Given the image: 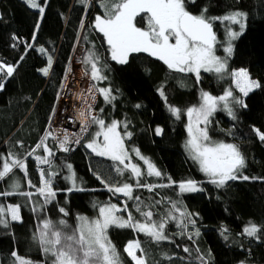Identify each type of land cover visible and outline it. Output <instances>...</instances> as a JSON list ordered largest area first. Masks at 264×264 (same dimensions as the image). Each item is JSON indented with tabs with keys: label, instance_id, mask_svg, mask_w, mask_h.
<instances>
[{
	"label": "trees",
	"instance_id": "16d2710c",
	"mask_svg": "<svg viewBox=\"0 0 264 264\" xmlns=\"http://www.w3.org/2000/svg\"><path fill=\"white\" fill-rule=\"evenodd\" d=\"M104 1L108 0H89L86 7L80 0H39L44 7L41 18L26 0H0V63L15 68L10 77L0 74V83L4 85L0 89V167L10 156L27 164L36 160L35 156L45 155L43 148L36 149L32 156L28 153L50 132L74 52L81 45L84 71L91 74V65L84 61L95 53L98 67L107 79L92 81L97 88H110L115 97L107 103L99 94L96 116L106 124L119 121L121 133H131L125 142L128 151L134 154V162L143 165L133 151L138 149L140 156L161 172L160 177L144 173L139 179L141 185L169 186L154 187L152 191L139 187L129 169L121 175L116 167L123 168L122 165L93 154L85 145L93 139L95 125L75 151H59L49 136L44 142L54 155L50 156L51 166L42 167L46 174L51 171L56 174L51 177L56 195L50 203H43L38 187L29 186L28 171L25 176L22 170L14 168L0 180V193L13 191L11 185L16 181L20 183L16 192L34 193L31 198L19 194L0 196V205L5 209L8 205H19L21 217L20 221H13L5 213L8 226L0 225V264H14V251L33 264H52L53 257L41 250L38 241L44 220L57 225L64 220L68 225L64 231L70 232L77 227L79 217L96 219L99 207L115 204L123 209L125 203L127 210L119 215L127 218L130 212L134 222H146L137 211L139 204L142 212L153 213V221L165 222L168 239L156 242L133 228L110 226L107 235L122 264H134L124 251L129 241L134 240L140 241L143 252L138 250L137 256H142L145 264H264V141L254 131L264 133V0H185L187 10L194 15H200L205 8L208 17H223L236 11L246 14L245 28L233 42L227 67L229 73L247 69L260 87L247 96L239 95L246 107L231 104L235 119L226 110H220L207 125L212 140L235 145L245 161L237 172L238 178L223 187L212 184L185 150L188 120L184 112L200 104L201 91L221 96L231 88L238 97L232 80L202 73L197 82L195 74L171 71L146 53L131 54L127 64L113 61L102 33L93 26L95 17L103 15ZM138 26L146 27L143 22ZM213 28L218 41L226 45L224 33L230 26L215 20ZM49 57L52 66L46 76L42 69L48 67ZM169 106L181 110L180 119L171 114ZM157 128L162 129L160 135L156 134ZM67 165L72 166L76 175L77 188L83 190L69 191L72 184L65 179L70 175ZM97 176L111 186L133 185L132 195L140 197V201L109 191ZM245 176L247 180L243 179ZM169 177L175 183H170ZM188 180L198 183L202 191L181 193L179 183ZM181 212L185 213L183 217ZM193 220L194 225L189 223ZM250 223L259 228L254 236L243 232Z\"/></svg>",
	"mask_w": 264,
	"mask_h": 264
},
{
	"label": "snow or ice",
	"instance_id": "6c2138e0",
	"mask_svg": "<svg viewBox=\"0 0 264 264\" xmlns=\"http://www.w3.org/2000/svg\"><path fill=\"white\" fill-rule=\"evenodd\" d=\"M86 7L89 0H80ZM195 2V0H193ZM26 3L32 9H37L40 17H43L44 7L40 5L39 0H26ZM105 8L103 16L95 17L94 28L102 33L111 54V59L119 64H127L129 56L133 53H147L149 56L155 57L162 61L167 68L179 73H193L199 82L201 71L214 73L219 78H223L224 74H229L235 84V88L239 90L243 96H247L253 88H259L258 81L251 79L247 69L240 68L228 72L227 57L232 54L231 41L242 34L245 24L244 19L246 14L236 11L223 17H208L205 15L207 9H203L200 15H194L189 12L185 6V0H111L110 3H102ZM139 18V19H138ZM221 22L228 21L231 24H238L240 31L235 32L230 28L227 30L228 46L224 48L226 57L221 58L216 55V45L218 43L215 32L213 31V21ZM143 22L146 27L138 26ZM37 30L39 24L36 25ZM35 39V36L33 37ZM30 47V46H29ZM41 52L44 49H40ZM85 64L91 65V78L93 81H102L107 79L98 67L99 58L95 53H90L84 61ZM52 66L51 57L48 58V67L42 69L44 75L49 74V69ZM15 68L12 65L0 63V74L10 77ZM88 74L87 72L85 73ZM4 87L0 83V89ZM95 87V86H93ZM163 97V90H159ZM92 92V89H89ZM105 102L110 103L115 99L111 95L110 88H96ZM165 101H166V97ZM200 104L189 107L184 112L187 116L188 123L186 125L188 139L185 143V150L190 158L199 164L200 171L210 178V182L217 187H223L227 181L237 179V172L244 164V158L238 148L229 143L212 142L207 131V124L210 122L209 117L217 111L219 105H223V110H226L228 115L235 119V113L231 104L246 107L244 100L234 96L233 89H226L221 96H213L208 92L201 91ZM139 107V105H137ZM92 106L88 105L87 116L85 111H81L79 115L84 118L81 124L80 131L86 133L92 125L98 126V131L94 133L93 139L88 142L85 147L91 149L95 155L107 157L113 162H118L121 167H116V172L123 174L125 169H129L131 174L137 178L142 175L140 167L136 164H131V157L124 145V137L131 138V133L125 132L122 136L118 131L120 127L119 121H112L106 124L105 120L92 114ZM169 111L176 119L181 118V110L176 107L169 106ZM103 112V109H100ZM204 127H201V125ZM127 128V125H124ZM256 135L261 141H264V133L259 129H254ZM162 129L157 128L156 134L160 135ZM52 133L36 145L35 149L28 153L29 156L34 155L35 150L43 148L47 154L44 156H35L38 164H48L51 166L49 156L54 155L51 148L44 142ZM103 140L100 142L99 138ZM57 139L60 150L69 151L67 145L70 143L69 137L65 134L63 138L54 137ZM79 139L75 143L79 144ZM140 159L147 164L149 176L160 177L162 174L155 166L146 158L140 156L138 149H133ZM129 163H125V161ZM14 168L22 170L27 176V165L23 160L15 157L5 159L0 167V180L8 177ZM70 175L65 179L71 181L72 190H83L76 186V175L72 172V166L67 165ZM55 173H45L44 169H40L41 186L37 188V193L44 198L43 203H50L55 198L56 192L52 188L51 177ZM108 187V190L113 193H120L127 197L128 200L135 199L140 201V197H133V185L124 183L122 186H111L106 183L100 176L96 177ZM170 183L171 177L168 178ZM243 179L247 180L245 176ZM30 187H35L28 181ZM137 186L145 187L152 191L154 187H164L169 185H141L137 179ZM13 191L0 193V196L10 195H25L31 198L32 192H16L15 189L20 187L19 181L11 185ZM180 192H196L202 191L196 185L195 181L188 180L179 183ZM137 211L145 217L144 223L139 221L134 222V218L129 212L127 218L116 215L117 212L126 211L127 204L124 208H118L115 204H107L99 207V216L94 220H89L87 217H79V223L75 229L70 232L64 231L68 228L67 222L60 220L57 224L49 220L42 222V229L38 237L41 250L53 257L52 264H122L115 246L112 245L108 238L107 230L110 226L115 225L120 228H133L135 231L142 232L146 236L151 237L154 241L160 242L168 239L164 233L165 222L159 223L152 220L153 213L151 211L142 212L139 204ZM173 208L176 205L173 204ZM35 211V209H33ZM60 211L64 212L61 208ZM10 214L11 220L20 221V206L8 205L7 208L0 205V225L8 226V221L4 218L5 213ZM181 217L185 213H180ZM169 217L175 219L171 213ZM183 223V221H181ZM195 224V221H189ZM186 226V225H185ZM259 231L258 226L249 224L243 229V232L248 236H254ZM223 234V233H222ZM196 235H199L197 231ZM227 239V236L224 237ZM191 239V237H189ZM143 252L139 240L129 241L124 251L135 262V264H145L142 256H137L136 251ZM184 251H188L187 248ZM15 258L14 264H33V261L21 257L17 252H13Z\"/></svg>",
	"mask_w": 264,
	"mask_h": 264
},
{
	"label": "built area",
	"instance_id": "2783aa9c",
	"mask_svg": "<svg viewBox=\"0 0 264 264\" xmlns=\"http://www.w3.org/2000/svg\"><path fill=\"white\" fill-rule=\"evenodd\" d=\"M79 47L80 45H78V48ZM71 69L72 63L66 75L62 91L59 96L57 108L50 123V132L52 133L51 138L56 144H58V141L57 139H54V137L63 138V136L66 134L70 140V143L67 145V147L72 151H75L85 142L92 127L90 126L88 132L86 133H82L80 131V127L84 121V118L81 117L79 113L81 111H85V115L87 116L88 105L90 104L92 106V114L96 115L99 93L96 92L97 87L95 84L85 79L84 71L81 70L82 76L80 78L78 75H76V73H79V70ZM71 73H74V76H76L77 80H71ZM90 88L92 89V92H89ZM61 104H63L65 107V109H63L65 110L64 115ZM61 111L62 115L64 116L63 118H65V123L62 122L59 124L58 122H60L59 118ZM55 127L57 130H55ZM59 127L62 128V132ZM77 139L80 141L79 144L75 143V140Z\"/></svg>",
	"mask_w": 264,
	"mask_h": 264
},
{
	"label": "rangeland",
	"instance_id": "374dc122",
	"mask_svg": "<svg viewBox=\"0 0 264 264\" xmlns=\"http://www.w3.org/2000/svg\"><path fill=\"white\" fill-rule=\"evenodd\" d=\"M111 2V0H108V1H104V2H102V3H110ZM101 9H102V12H103V15H104V13H105V8L102 6V4H101ZM102 15V16H103ZM224 22V24H226V25H229L230 26V29L232 30V31H235V32H239L240 31V28H239V25L238 24H231L230 22H228V21H223ZM244 22V24H245V20L243 21ZM228 30V29H227ZM227 30H225V35H224V38H225V42H226V45L228 46V34H227ZM99 32V31H98ZM239 37V36H238ZM237 39V37L235 38V39H233L232 41H231V46H232V51H233V42L235 41ZM81 47V48H80ZM80 47L78 48H76V50H75V52H74V55H73V59H72V69L71 70H79L78 72L79 73H76V75H78L80 78H81V76H82V72H81V70L82 71H84V69H83V66H82V64H81V62H80V57L82 56V54H83V51H84V49H82V46L80 45ZM147 54V53H146ZM216 55H218L219 56V53H218V48L216 47ZM230 57V56H229ZM155 58V57H154ZM75 60V61H74ZM74 61V62H73ZM77 61V62H76ZM86 72L84 71V77H85V79L86 80H88V81H90V82H93L92 81V78H91V74H85ZM202 73H208V72H203V71H201V74ZM188 74V73H187ZM200 74V75H201ZM224 78H227V79H231L232 80V78L230 77V75L229 74H224V76H223ZM251 77V76H250ZM73 79H76V76H74V73H71V80L73 81ZM252 79V78H251ZM77 80V79H76ZM232 84H233V86H234V89H235V92L236 93H238V97H239V95H242L243 96V94L242 93H240L239 92V90L238 89H236L235 88V84H234V82L232 81ZM256 88H253L252 89V91H250L249 93H251V92H253L254 90H255ZM248 93V94H249ZM201 102V101H200ZM62 105V111H63V115H64V113H65V110H63V109H65V107L63 106V104H61ZM231 106V105H230ZM220 110H222V111H224L223 110V105H219L218 106V108H217V111H215L213 114H212V116L216 113V112H218V111H220ZM62 111H61V113H60V118H59V120H60V122H58L59 124L60 123H65V118H63L64 116L62 115ZM212 116H210L209 117V120H210V118L212 117ZM58 124V125H59ZM208 125V124H207ZM55 126V125H54ZM61 126V125H60ZM201 127H204V125L202 124L201 125ZM60 128V130H61V132H62V128L61 127H59ZM92 128V127H91ZM55 130H57L56 129V127H55ZM96 131H98V126H96V129H95V132ZM118 131L121 133V131H120V129L118 128ZM94 132V133H95ZM89 134H90V132H89ZM89 134H88V136H89ZM121 135L123 136V134L121 133ZM87 136V137H88ZM211 139V138H210ZM99 140H100V142H102V140H103V138L102 137H100L99 138ZM126 137H124V145H125V148L127 149V147H126ZM211 141L212 142H215L214 140H212L211 139ZM90 142V141H89ZM57 145V148H58V150L59 151H61V152H66V151H62V150H60V148H59V145L58 144H56ZM89 149V148H88ZM90 151H91V149H89ZM127 151H128V149H127ZM92 152V151H91ZM93 153V152H92ZM128 153H129V156L131 157V160H130V163L131 164H136L135 162H134V160H133V155H132V153L130 152V151H128ZM44 154L45 155H47L45 152H44ZM93 154H95V153H93ZM135 155H136V153H135ZM105 158H107V157H105ZM48 159L50 160V156L48 157ZM125 163H129V161H125ZM27 165V171H28V173H29V176H30V181H31V183L34 185V186H36V187H40L41 186V183H40V169H44L42 166H44V165H46V164H43V165H41V164H38V162L36 161V160H30V161H28V163L26 164ZM48 165V164H47ZM138 167H140V169H141V172H142V175L139 177V178H137V177H135L136 178V180L137 179H140L142 176H143V174L144 173H146L147 174V172H148V168H147V164H145V162H144V160H143V165H138V164H136ZM129 170H130V168H129ZM51 173H54V171H51ZM154 176V175H153ZM207 178L210 180V178L207 176ZM228 182V181H227ZM196 185H197V187L199 188V189H201V187L198 185V183H196ZM180 191V190H179ZM196 192H198V191H196ZM182 193V192H181ZM188 193H194V192H183V194H188ZM119 195H121V196H123L122 194H120V193H118ZM119 208V207H118ZM116 215H118V216H121V215H119V212H117L116 213ZM89 220H91V219H89ZM92 220H94V219H92ZM137 253H138V250L136 251V255H137ZM134 264H135V262H134Z\"/></svg>",
	"mask_w": 264,
	"mask_h": 264
},
{
	"label": "flooded vegetation",
	"instance_id": "af4514ba",
	"mask_svg": "<svg viewBox=\"0 0 264 264\" xmlns=\"http://www.w3.org/2000/svg\"><path fill=\"white\" fill-rule=\"evenodd\" d=\"M217 41H218V37H217ZM216 47H218V53L221 58H224L227 56V54L224 52V48L227 47V45L218 41ZM227 58H229V56ZM225 79L227 80V78H224V77L222 78V80H225Z\"/></svg>",
	"mask_w": 264,
	"mask_h": 264
},
{
	"label": "water",
	"instance_id": "95a60500",
	"mask_svg": "<svg viewBox=\"0 0 264 264\" xmlns=\"http://www.w3.org/2000/svg\"><path fill=\"white\" fill-rule=\"evenodd\" d=\"M213 31L215 32L214 28H213ZM215 34H216V32H215ZM216 37H217V35H216Z\"/></svg>",
	"mask_w": 264,
	"mask_h": 264
}]
</instances>
